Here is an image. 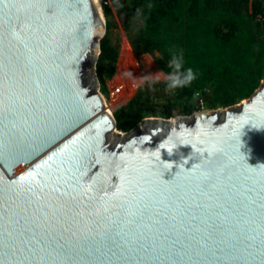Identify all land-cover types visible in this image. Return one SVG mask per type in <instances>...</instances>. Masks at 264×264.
I'll list each match as a JSON object with an SVG mask.
<instances>
[{
    "label": "water",
    "instance_id": "1",
    "mask_svg": "<svg viewBox=\"0 0 264 264\" xmlns=\"http://www.w3.org/2000/svg\"><path fill=\"white\" fill-rule=\"evenodd\" d=\"M104 34L96 0H0V264H264V76L121 132Z\"/></svg>",
    "mask_w": 264,
    "mask_h": 264
},
{
    "label": "trees",
    "instance_id": "2",
    "mask_svg": "<svg viewBox=\"0 0 264 264\" xmlns=\"http://www.w3.org/2000/svg\"><path fill=\"white\" fill-rule=\"evenodd\" d=\"M137 9H140L139 17ZM106 32L100 40L96 76L101 92L115 72L118 49L109 31L111 11L102 0ZM123 27L130 35L133 50L149 53L162 72L172 51L183 49L184 66L197 72L188 94L217 83L221 93L217 103L226 107L248 98L258 87L264 72V0H129L118 7ZM260 16L258 20L257 17ZM147 82L134 97L114 113L117 129L128 132L143 119L156 113L157 87ZM175 106L166 100L159 108L163 118L177 116ZM196 109L183 105V115Z\"/></svg>",
    "mask_w": 264,
    "mask_h": 264
},
{
    "label": "rangeland",
    "instance_id": "3",
    "mask_svg": "<svg viewBox=\"0 0 264 264\" xmlns=\"http://www.w3.org/2000/svg\"><path fill=\"white\" fill-rule=\"evenodd\" d=\"M104 1L111 11L110 20L112 21V26L110 27L109 37L112 44L117 46L118 54L115 64V72L107 80V89L105 93H101L104 97L105 102L108 104L113 102L118 103V99H116V101H113L115 94L119 93L122 94V96L124 95L121 98L124 99L123 102L115 105L114 108H112L113 110L111 111V113L114 115V113L118 109L125 106L136 94L137 89L141 86L139 83V77L146 73H155L157 72L156 70L160 69L155 62V57L153 55L149 53L137 54L132 48L130 35L123 27V14H118V7L122 6L123 4H127L129 0ZM100 5L102 9V0H100ZM103 17L105 20L106 32V18L104 14ZM129 70L131 71L130 74ZM155 84L156 85L154 86L157 87L158 92V98L156 99L157 106L156 108H154V110H156V113L148 117L163 118L159 113V108L162 104H164V102H166V100H169L170 103L175 106L174 109L176 110L177 115H183L181 112V108L183 105H190L191 107L196 109V111H212L218 108H224V106L217 103V99L221 96V93L215 92L217 83L214 81L207 82L202 90L195 91L192 94H188L187 92H185L183 87L167 89L165 87V81L163 79L157 81ZM242 100H238L235 104H239Z\"/></svg>",
    "mask_w": 264,
    "mask_h": 264
},
{
    "label": "clouds",
    "instance_id": "4",
    "mask_svg": "<svg viewBox=\"0 0 264 264\" xmlns=\"http://www.w3.org/2000/svg\"><path fill=\"white\" fill-rule=\"evenodd\" d=\"M140 9H137V16L139 17ZM168 65V71L162 72L158 70L153 73H146L139 77V83L141 86L147 82L148 86L151 87L157 81L163 79L165 81V87L167 89H175L177 87H183L191 83L196 78L197 72L191 66H184L183 49H177L172 51L170 58L166 61ZM131 71L129 70V74ZM242 141L239 138L238 148ZM240 151V150H239Z\"/></svg>",
    "mask_w": 264,
    "mask_h": 264
},
{
    "label": "bare ground",
    "instance_id": "5",
    "mask_svg": "<svg viewBox=\"0 0 264 264\" xmlns=\"http://www.w3.org/2000/svg\"><path fill=\"white\" fill-rule=\"evenodd\" d=\"M97 1V3H98V6H99V8H100V11H101V15L103 16V14H102V9H101V5H100V0H96ZM148 64V63H147ZM150 65V64H149ZM154 69V68H153ZM156 69V68H155ZM156 71H158V70H156ZM162 74V73H161ZM119 92H120V90H119ZM124 96V95H123ZM122 94H119V93H117V94H115L114 95V100L113 101H116V99H118V103H106L105 102V108H106V110L108 111V112H110L111 113V111L113 110L112 108H114V106L115 105H117V104H120L121 102H123V100L124 99H121L122 97Z\"/></svg>",
    "mask_w": 264,
    "mask_h": 264
},
{
    "label": "built area",
    "instance_id": "6",
    "mask_svg": "<svg viewBox=\"0 0 264 264\" xmlns=\"http://www.w3.org/2000/svg\"><path fill=\"white\" fill-rule=\"evenodd\" d=\"M257 19L259 20L260 19V16H258Z\"/></svg>",
    "mask_w": 264,
    "mask_h": 264
},
{
    "label": "snow or ice",
    "instance_id": "7",
    "mask_svg": "<svg viewBox=\"0 0 264 264\" xmlns=\"http://www.w3.org/2000/svg\"><path fill=\"white\" fill-rule=\"evenodd\" d=\"M46 139H47V137L45 138V141L44 142H46Z\"/></svg>",
    "mask_w": 264,
    "mask_h": 264
}]
</instances>
